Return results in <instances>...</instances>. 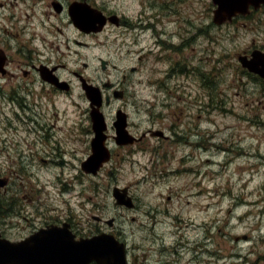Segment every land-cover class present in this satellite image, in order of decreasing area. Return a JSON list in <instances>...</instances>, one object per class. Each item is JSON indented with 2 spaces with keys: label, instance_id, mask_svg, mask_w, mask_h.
Masks as SVG:
<instances>
[{
  "label": "rangeland",
  "instance_id": "1",
  "mask_svg": "<svg viewBox=\"0 0 264 264\" xmlns=\"http://www.w3.org/2000/svg\"><path fill=\"white\" fill-rule=\"evenodd\" d=\"M93 1L120 19L125 10L126 18L140 14L151 24H113L92 41L68 29L66 45L53 33L57 18L42 21V2L0 0V27L7 29L0 40L8 43L13 73L0 76V85L18 96L0 122V199L8 198L9 185L27 192L45 215L70 221L78 236L100 228L116 234L126 242L128 264H264V81L237 58L264 52V10L217 25L211 0ZM28 45L35 58L39 51L40 60L66 64L61 76L70 95L48 93L38 78L21 92ZM73 70L96 79L102 94L123 90L105 107L109 123L122 108L138 139L149 129L165 137L113 145L114 166L85 172L90 141L71 126L90 107ZM51 131L58 137L44 140ZM114 187L128 188L133 208L116 204ZM31 210L22 214L33 217ZM0 211L1 232L29 229L23 215L2 213L1 203Z\"/></svg>",
  "mask_w": 264,
  "mask_h": 264
},
{
  "label": "flooded vegetation",
  "instance_id": "2",
  "mask_svg": "<svg viewBox=\"0 0 264 264\" xmlns=\"http://www.w3.org/2000/svg\"><path fill=\"white\" fill-rule=\"evenodd\" d=\"M27 0H21V3L23 4V6H25V2ZM34 4L35 3H41V11H40V15L42 16V21L45 22V19L50 20L52 17L53 18H57V23L55 21H51V24L53 23L54 25V31L53 33H56L59 37H65L66 39V45H68V29L70 32H78L80 35H86L89 36L91 38V41L94 37H97V34H101L102 32H105L107 29L113 27V24L116 25H120V27H124L126 29H135L136 27H148L151 22H147L146 25H144V21L141 18L140 14L134 19V21L131 18H126L127 14L125 13V10H119L120 14L122 15V19H120V17L118 16L117 13L112 12V13H105L104 10L102 9L101 6H99L98 4H96L93 0H31ZM137 1V0H136ZM138 1H143V0H138ZM13 6V12H15L16 10V5H10V7ZM29 8L32 9V5L30 6L28 3L26 5L25 11L28 15H30V10ZM75 8L78 9L79 11V24L81 23V25H77L74 21V15H75ZM95 9L97 11H99L101 14H98V18L95 19L93 15L92 10ZM260 10H264V3H261L258 7H254V6H250L248 12L245 15L242 14H236L232 20L231 23L236 22L238 20L239 17H246V16H250ZM20 13V12H19ZM11 16L14 15V13L10 14ZM22 17L25 15V13L22 11L21 12ZM140 16V18H139ZM101 24V25H99ZM126 25V26H125ZM129 26V27H127ZM0 29L2 30V32H7V29L5 27V25H3L2 27H0ZM59 37H57L58 41H61L59 39ZM73 42L75 44H83L84 42L79 41L77 39H73ZM51 46H54V42L51 43ZM55 47H58V45H55ZM8 43L5 40H0V76L3 78H7L9 75L12 76L13 73L9 71L8 69V65L10 63L11 57H10V53L8 51ZM25 51H23L21 53V56L25 57L24 61V67L20 68V72H21V78H23L24 81V85L21 88L20 86L18 88L22 89L21 92L24 91L28 92L29 91V85L31 82H35L36 78L39 79V81H41V84H47L48 86H50L51 91L48 89V93L52 92L54 90H65V97H67L68 95H70L72 92H70V90H72V86L70 85V81L69 79H64L61 76V71L64 70V68L66 67V64L64 62H61L60 60H55L53 61L51 58H45V59H38L39 58V51H37V58L34 57L33 52H31L29 50V45L28 47H25ZM253 51H257V49H254ZM253 51L251 50L249 54L244 53V56H247V58H251L252 57V53ZM260 51V50H258ZM262 52V51H261ZM258 61V60H255ZM253 67L256 70H259L261 67L260 63H254ZM84 68H87V64L84 63ZM248 71V70H247ZM73 75L76 76L80 83H81V88H82V92H84V96H86L85 91H84V87L83 84H93L92 82L96 79H92L89 76H85L84 72L81 71H72ZM255 78V81H264V77L260 76L259 74L255 73V72H250ZM250 74V75H251ZM251 75V76H252ZM13 77V76H12ZM260 80H259V79ZM111 83L108 82L107 84H105L104 86L106 87H111L110 85ZM11 90V93L4 89V86L0 85V122H2L3 119L7 118V106L8 104H12L13 102L18 101V96H17V92L16 90ZM103 104L100 108V110L102 111L105 119H106V112H105V107H110V103L112 101V97H114V93H118L120 96L123 95V90H118V89H113L111 94L109 95L108 92H103ZM26 94V93H25ZM9 96V98L5 101V97ZM24 99V98H23ZM18 107L19 109H21L22 111H24L25 109H27L28 104L27 102H25V104L23 103H19ZM12 107V106H11ZM122 111L121 113V117L124 119V124L128 130V133H130L131 135L135 136L134 134H132L129 129H128V114H126V112L122 109V108H117L115 109V112L120 110ZM90 108H86L84 111H82V117L81 119H79L78 121H73L72 124L73 126H71V128H73L74 130H77L78 133L86 136L89 141H90V154L89 156L92 154V138L94 136V130H93V122L91 119V114H90ZM114 121L112 120L111 123H109L106 119V129H105V134L107 135V140L106 143L110 149L111 152V158L110 160L105 163L102 166V170L108 165L114 166L113 164H111V160L113 158V148L112 146L114 145L115 147H122L125 144H122L120 146V144H117L115 142V133H116V128L114 126ZM9 124V123H8ZM40 125V124H37ZM37 128V127H36ZM35 128V129H36ZM44 129V127H43ZM65 132V130H64ZM147 135H143V138H145L146 136L148 137L152 135V129H149L146 131ZM51 136L53 137H58L55 135V133H53L51 131V133L47 132L44 133V140H46L47 138H50ZM137 138V136H135ZM146 137V138H147ZM142 138V139H143ZM141 139V140H142ZM139 139V141H141ZM39 152H36L34 154H32V156L34 155H38ZM87 156V157H89ZM87 159V158H86ZM42 161L46 162L45 158H41ZM84 161V160H83ZM100 169V170H101ZM107 171L109 169H106ZM8 179V180H6ZM4 180H6L9 184V178H5ZM4 191H5V195L9 194L8 198H5V200L0 199V203L1 206L3 208V212H5L7 215L10 216H15V214H18V216L23 215V211L24 213H26V210L29 209V205H31L32 210L31 213L34 215L33 217H28V215H23L25 219H29L30 223H29V229L27 231L22 232L20 235L18 236H12V235H8L4 232L0 233L4 236H6L7 238L10 239H17V238H22L40 228H44L46 226L50 227V226H59L62 223H68L70 229L72 230V232H74L76 234L77 237L78 234L75 232V228L73 227L72 223L70 221H68L67 219L64 220H59V218L57 217H52V216H48L45 215V213L40 210L38 207L35 206L34 204V200L30 197H28V193L27 192H23L20 194V192H22L21 190H17L15 188H13L12 186L9 185H4ZM18 200L20 202L25 201V206L22 204H18ZM34 206V207H33ZM1 213V211H0ZM40 217V219H39ZM102 219H97V221H101ZM103 222H105L104 220H102ZM1 224V223H0ZM50 225V226H49ZM102 229H97L96 233L101 232ZM92 235V234H91ZM133 259L135 260V257H133Z\"/></svg>",
  "mask_w": 264,
  "mask_h": 264
},
{
  "label": "water",
  "instance_id": "3",
  "mask_svg": "<svg viewBox=\"0 0 264 264\" xmlns=\"http://www.w3.org/2000/svg\"><path fill=\"white\" fill-rule=\"evenodd\" d=\"M215 5L213 9V22L221 24L231 21L237 13H247L250 6L258 7L264 0H211ZM74 21L79 24V11L75 8ZM95 19L99 11L92 10ZM101 25V24H99ZM241 65L251 72L264 77V53L254 51L251 58L238 56ZM258 60V61H255ZM260 63L256 70L254 63ZM87 98L91 101V117L94 136L92 139V154L82 162V169L96 174L104 162L110 158V152L105 145L107 135L104 118L99 111L101 96L97 87L83 84ZM124 119L117 115L115 122V141L117 144L133 142L125 130ZM152 134L164 136L161 130ZM113 196L118 205L132 208L134 202L128 194L127 187H114ZM108 224L112 221L108 220ZM128 264L126 245L114 234L100 232L91 236L76 238L69 229L68 224L42 228L24 239L11 241L0 236V264Z\"/></svg>",
  "mask_w": 264,
  "mask_h": 264
}]
</instances>
